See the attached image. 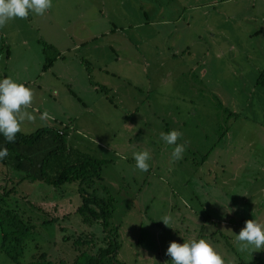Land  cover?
Wrapping results in <instances>:
<instances>
[{"label":"rangeland","instance_id":"1","mask_svg":"<svg viewBox=\"0 0 264 264\" xmlns=\"http://www.w3.org/2000/svg\"><path fill=\"white\" fill-rule=\"evenodd\" d=\"M52 5L0 27V80L34 89L29 111L37 119L26 132L64 129L68 146L102 160L95 194L112 198L117 260L172 264L171 241L203 238L226 264L264 262V250L240 251L235 239L246 220L264 224V87L255 84L264 65V0ZM80 23L86 41L73 48L70 25ZM49 40L70 45L41 71V43ZM44 111L54 118L41 122ZM173 129L185 145L180 160L160 136ZM145 149L147 172L133 156ZM76 185H52L0 162V208L27 226L11 233L4 217L0 264H70L79 251L105 244L100 223L76 211Z\"/></svg>","mask_w":264,"mask_h":264},{"label":"trees","instance_id":"2","mask_svg":"<svg viewBox=\"0 0 264 264\" xmlns=\"http://www.w3.org/2000/svg\"><path fill=\"white\" fill-rule=\"evenodd\" d=\"M42 51L44 53L42 68L45 69L51 64L55 53L52 46L46 43H42ZM90 83L94 85L93 82ZM255 84L264 87V65L255 77ZM64 136V129L52 126H41L26 134L18 133L14 143H9L0 134V149L6 147L9 152V155L0 162H11L14 169L22 170L27 176L52 185L69 181L77 182L76 190L80 203L76 206V211L82 221L100 223L104 231L102 240L105 244L97 246L93 253L79 251L70 264H124L116 258L119 243L115 230L109 227L108 222L113 209L112 198L95 194V184L100 179L102 160L68 146ZM4 217L11 219V233L26 231L27 226L13 213L0 208V226ZM6 234L7 232L2 229L3 240L6 239ZM73 243L78 246L81 239L76 237ZM46 263L52 264L48 261ZM236 264H264V262L254 258L249 262L239 260Z\"/></svg>","mask_w":264,"mask_h":264},{"label":"clouds","instance_id":"3","mask_svg":"<svg viewBox=\"0 0 264 264\" xmlns=\"http://www.w3.org/2000/svg\"><path fill=\"white\" fill-rule=\"evenodd\" d=\"M52 0H0V27H4L14 19H27L30 13L44 15L51 7ZM35 99L34 89L24 83L17 82L11 77L0 80V134L9 143H14L18 133L26 130V123H35L36 115L29 111ZM47 111H44L39 119L45 122L53 119ZM161 139L168 145L174 146L172 158L180 160L185 152V145L178 143L182 133L171 130L160 134ZM9 155L8 149H0V160ZM136 167L147 172L148 161L151 154L148 150L133 154ZM126 159V157H123ZM160 220L165 226L171 227L172 217L163 216ZM240 251L264 250V224L255 219H248L235 237ZM166 255L171 258L172 264H226L224 257L206 239H193L179 243L171 241L166 250Z\"/></svg>","mask_w":264,"mask_h":264},{"label":"crops","instance_id":"4","mask_svg":"<svg viewBox=\"0 0 264 264\" xmlns=\"http://www.w3.org/2000/svg\"><path fill=\"white\" fill-rule=\"evenodd\" d=\"M72 26V30H73V33H70L69 35H72L73 37H74V39H76V41H74L73 43L74 44H72V46L71 47H73V48H76V46H77V44H79V42H77L78 40H80L81 42H83V41H86V40H84L83 38H84V35L86 34V32H85V34L83 35L82 34V31H84L85 30V24H83V23H80L79 25H78V27H76L74 24H72V25H70V27ZM86 30H88V29H86ZM108 30H105V32H107ZM68 35V36H69ZM67 36V39L69 38H71V37H68ZM65 37V36H64ZM42 43H46V44H50L51 46H52V48H53V50H54V53H55V58L52 60V62H51V64L49 65V66H47L45 69H42L41 71H43V70H46V69H48V68H50V67H52V63H53V61H55L57 58L59 59L62 55L60 54L61 52V50L63 49V48H65V47H67V46H69L70 44H68V43H63V42H55V41H50L49 40V42H47V41H42ZM42 43H41V45H42ZM59 45V49L57 48V46ZM41 48H42V46H41ZM44 54V53H43ZM63 57V56H62ZM74 57H72V59H73ZM61 59V58H60ZM61 76H62V74L60 73V72H56V75H55V77L56 78H61ZM94 83V82H93ZM92 85V89L93 90H96L97 89V85L94 83V85L93 84H91ZM41 100H43V98H40V101ZM41 127V126H40ZM22 133H24V132H22ZM26 133H28V132H26Z\"/></svg>","mask_w":264,"mask_h":264}]
</instances>
